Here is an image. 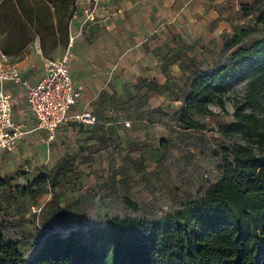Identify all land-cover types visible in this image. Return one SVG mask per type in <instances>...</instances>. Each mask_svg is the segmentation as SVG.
I'll use <instances>...</instances> for the list:
<instances>
[{
    "label": "crops",
    "instance_id": "1",
    "mask_svg": "<svg viewBox=\"0 0 264 264\" xmlns=\"http://www.w3.org/2000/svg\"><path fill=\"white\" fill-rule=\"evenodd\" d=\"M243 1L75 0L68 23V37H73L68 67L81 94L51 139L27 107L26 86L0 84L12 95V119L25 130L13 149L0 150V180H6L0 185L1 208L6 207L1 198L12 200L0 212L6 225L0 232L16 239L36 232L40 226L28 230L21 222L23 204L27 208L28 202L42 199L44 210L57 209L63 195L69 196L64 188L110 183L106 174L125 166L129 155L139 157L146 154L147 143L169 140L183 105L180 94L195 72L223 56L235 17L243 18ZM87 10L94 13L93 21L86 19ZM6 57L30 84L41 77L38 38L21 59ZM78 111L94 114L95 123L74 121L71 116ZM97 172L106 177L97 179ZM41 174L44 180L23 194L21 189Z\"/></svg>",
    "mask_w": 264,
    "mask_h": 264
},
{
    "label": "trees",
    "instance_id": "2",
    "mask_svg": "<svg viewBox=\"0 0 264 264\" xmlns=\"http://www.w3.org/2000/svg\"><path fill=\"white\" fill-rule=\"evenodd\" d=\"M74 2L0 0L1 52L17 61L35 38L43 56L66 48ZM258 3L241 4L242 15ZM256 23L264 26V10ZM251 30L234 31L223 43L222 61L194 73L182 91L179 127L206 129L196 117L212 115V103L224 109L229 83L263 67L264 34L239 45ZM233 115L235 121L220 129L230 136L244 125L256 136L257 149L241 142L223 148L220 175L201 195L153 218L106 216L96 224L78 220L75 226L39 228L19 239L0 232V264H264V130L258 131L254 117L240 105ZM43 180L41 174L21 192L29 193ZM124 201L136 208L129 198Z\"/></svg>",
    "mask_w": 264,
    "mask_h": 264
},
{
    "label": "rangeland",
    "instance_id": "3",
    "mask_svg": "<svg viewBox=\"0 0 264 264\" xmlns=\"http://www.w3.org/2000/svg\"><path fill=\"white\" fill-rule=\"evenodd\" d=\"M253 1L243 2L251 4ZM263 1L259 0L262 4L248 7V16L235 17L236 32L252 27L248 34L241 37L239 45H246L264 34V26L256 23L257 15L264 10ZM64 51L65 48L56 47L48 55L42 56L44 60L57 58ZM236 104L242 107V112L254 117L258 131L264 130V65L229 83L225 89L224 109L212 103L209 105L212 115L196 117L206 124V129H183L176 125L169 140L147 143L146 154L140 152L141 155L137 157V153L133 152L125 166L114 168L106 174L112 182L92 184L91 187V183H88L86 188L75 187L77 189L66 187L64 190L69 196L64 194L63 200L60 198L62 204L57 209L55 206H45L44 210L42 199L28 202L27 208L23 204L21 222L30 230L37 228V225L40 229L43 226L56 229L75 226L78 220L96 224L106 216L153 218L201 195L220 175L223 148L230 147L233 142H241L257 149L256 136L246 131L244 125L238 126L230 136L220 129V126L235 121L233 111ZM103 175L100 172L95 174L97 179L105 178ZM116 176L121 178L114 180ZM124 197L135 203L136 208L125 203ZM1 199L6 207L1 208V203L0 212H6L12 200L9 197ZM13 201L16 203L15 199Z\"/></svg>",
    "mask_w": 264,
    "mask_h": 264
},
{
    "label": "built area",
    "instance_id": "4",
    "mask_svg": "<svg viewBox=\"0 0 264 264\" xmlns=\"http://www.w3.org/2000/svg\"><path fill=\"white\" fill-rule=\"evenodd\" d=\"M86 19H95L92 10L86 11ZM73 37H68L64 53L57 58H47L43 62V73L30 84L20 74L15 64L7 62L5 54L0 52V84L11 81L25 85L26 104L36 119L37 127L44 129L51 139L54 132L67 121L69 108L80 97V89L74 84L68 67L72 56ZM13 98L9 92L0 90V150H11L25 132L21 124L12 119ZM74 121L84 124L95 123L91 112L78 111L72 116ZM128 125V123H125Z\"/></svg>",
    "mask_w": 264,
    "mask_h": 264
}]
</instances>
